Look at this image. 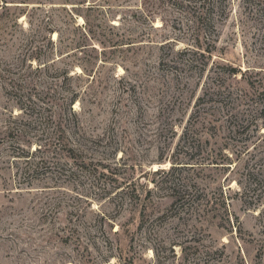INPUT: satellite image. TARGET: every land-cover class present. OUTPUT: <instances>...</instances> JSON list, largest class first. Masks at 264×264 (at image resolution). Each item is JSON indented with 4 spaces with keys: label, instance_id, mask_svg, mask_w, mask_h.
<instances>
[{
    "label": "rangeland",
    "instance_id": "1",
    "mask_svg": "<svg viewBox=\"0 0 264 264\" xmlns=\"http://www.w3.org/2000/svg\"><path fill=\"white\" fill-rule=\"evenodd\" d=\"M0 264H264V0H0Z\"/></svg>",
    "mask_w": 264,
    "mask_h": 264
},
{
    "label": "trees",
    "instance_id": "2",
    "mask_svg": "<svg viewBox=\"0 0 264 264\" xmlns=\"http://www.w3.org/2000/svg\"><path fill=\"white\" fill-rule=\"evenodd\" d=\"M168 1H171V0H167V2ZM235 72H233L232 74H234ZM201 99V98H200ZM68 106H69V101H68ZM68 109H69V107H68ZM224 110V109H223ZM227 113H229V112H231V111H233V110H225ZM72 114H75V112H73ZM233 114H229V116L226 118V119H230L231 118V116H232ZM227 122H229V125H230V127L232 128V127H234V131L236 132L237 130H238V128L236 129L235 127H236V125H235V123H232V122H230V120H227ZM246 125H249V124H246ZM240 127V126H239ZM242 127V126H241ZM185 134H187V132L185 133ZM215 160H217V159H215ZM212 163H217V162H212ZM173 168V167H172ZM159 171H164V170H157L156 172H159ZM226 207H228V204H227V206ZM227 209V208H226ZM227 212V211H226Z\"/></svg>",
    "mask_w": 264,
    "mask_h": 264
},
{
    "label": "bare ground",
    "instance_id": "3",
    "mask_svg": "<svg viewBox=\"0 0 264 264\" xmlns=\"http://www.w3.org/2000/svg\"><path fill=\"white\" fill-rule=\"evenodd\" d=\"M154 167L156 168V167H157V165H154Z\"/></svg>",
    "mask_w": 264,
    "mask_h": 264
}]
</instances>
